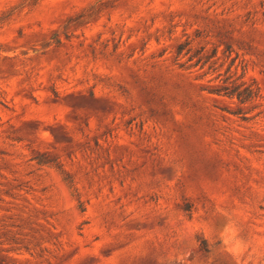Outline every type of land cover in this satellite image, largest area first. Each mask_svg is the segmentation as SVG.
Wrapping results in <instances>:
<instances>
[{
	"label": "rangeland",
	"instance_id": "1",
	"mask_svg": "<svg viewBox=\"0 0 264 264\" xmlns=\"http://www.w3.org/2000/svg\"><path fill=\"white\" fill-rule=\"evenodd\" d=\"M0 264H264V0H0Z\"/></svg>",
	"mask_w": 264,
	"mask_h": 264
}]
</instances>
